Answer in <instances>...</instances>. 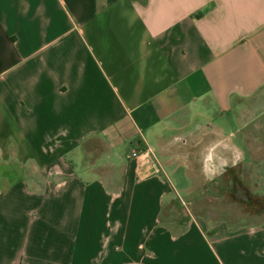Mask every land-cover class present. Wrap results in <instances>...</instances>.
<instances>
[{
    "label": "crops",
    "instance_id": "1",
    "mask_svg": "<svg viewBox=\"0 0 264 264\" xmlns=\"http://www.w3.org/2000/svg\"><path fill=\"white\" fill-rule=\"evenodd\" d=\"M170 176L264 194V0H0V264H264V215L189 216Z\"/></svg>",
    "mask_w": 264,
    "mask_h": 264
},
{
    "label": "rangeland",
    "instance_id": "2",
    "mask_svg": "<svg viewBox=\"0 0 264 264\" xmlns=\"http://www.w3.org/2000/svg\"><path fill=\"white\" fill-rule=\"evenodd\" d=\"M85 151L86 153L88 152L89 156L88 165L92 168H96L102 173H114L116 170L119 173L123 172V166L117 163L118 160H112L109 157L108 148L102 140H94L92 144L86 146ZM126 161L127 160L124 162ZM160 174L162 177L164 176L163 172ZM170 179L168 183H172L175 186L174 188L172 187V192L179 203L180 211L186 212L189 216L202 215L216 222H228L236 219V222L227 225L228 227L234 226V228H237L240 225H247L249 219L255 222L256 220L254 217L258 214L261 216L264 215V194L249 193L250 197L248 198L246 192H244L242 188L236 191L232 186L222 191L218 190L211 193L191 194L183 189L178 183L177 178L170 176ZM178 179L186 180L187 178L181 177ZM226 181L227 180L223 181L222 179L221 183ZM184 202H186L187 205H184ZM151 227L152 225L150 223H143L140 229L143 234H146L152 231L149 230Z\"/></svg>",
    "mask_w": 264,
    "mask_h": 264
},
{
    "label": "built area",
    "instance_id": "3",
    "mask_svg": "<svg viewBox=\"0 0 264 264\" xmlns=\"http://www.w3.org/2000/svg\"><path fill=\"white\" fill-rule=\"evenodd\" d=\"M130 156L139 160L138 175L142 179L164 172L163 164L153 146L147 145L139 152L132 151ZM184 205L187 203L184 202Z\"/></svg>",
    "mask_w": 264,
    "mask_h": 264
}]
</instances>
